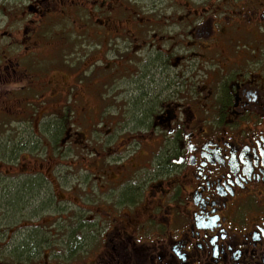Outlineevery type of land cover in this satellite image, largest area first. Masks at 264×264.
<instances>
[{"label": "flooded vegetation", "instance_id": "flooded-vegetation-1", "mask_svg": "<svg viewBox=\"0 0 264 264\" xmlns=\"http://www.w3.org/2000/svg\"><path fill=\"white\" fill-rule=\"evenodd\" d=\"M20 1L30 3L23 13L36 11L45 15L57 10V0H38L40 10L35 0ZM49 2L51 7H47ZM151 2L155 4L150 7L164 14L166 29L173 31L178 27L175 36L182 41H173L171 36L170 47L155 48L153 36L144 27L147 39L140 38V43L135 44L138 50H132L133 57L126 55L120 70L118 61L105 66V70L116 74L102 75L97 80L93 76L89 81L90 94L86 89H82L83 95L71 94L73 86L66 88L67 100L82 96V106H86L84 109L81 106L83 120L93 127L100 123L107 129L88 128L75 133L73 123L77 120L70 127L66 119L67 116L71 119L67 115L70 111L47 112L45 117H54V123L63 125L62 132L55 137V145L66 150L76 145L86 149L90 141V150L96 157L92 162L85 158L82 161L85 167L70 161L75 171L65 169L62 175L61 172L54 175L51 180L54 190L49 200L43 197L46 204L40 206L39 212L35 209L11 212L10 201L4 200L7 207L3 206L6 213L2 215L3 221L9 226L12 220L14 226H72V239L81 241L56 253L64 251L84 260L83 254L91 250L94 240L100 239V247L91 251L90 256L96 259L93 264L101 261L106 264H264V0ZM176 12H180L177 19ZM7 23L17 29L7 36L25 37L30 29L24 20L16 23L13 18V22ZM58 24L59 20H55L48 27L30 29L29 33L46 36ZM22 37L16 42L3 38L5 42L0 48L3 52L0 60L8 59L3 64L6 74H0V80L10 79L5 89L14 77L26 79L20 88L6 90L18 93L19 101L35 93L42 94V86L38 85L43 79V87L53 89L49 82L57 77L50 70L53 58H37L32 50L22 49L27 51L21 54L24 63L10 62L13 53L21 50V45L32 35ZM182 50L185 59L192 61L190 78L189 66H180L176 75L169 69L171 56ZM55 53L62 56L61 49H55ZM128 63L134 69L129 79L126 70H121ZM48 72L51 76L46 79ZM153 73L166 76L171 92H174L172 78L183 76L178 84L180 90L175 92L181 97L175 100L173 92L169 95L158 91L144 110L137 111L128 102V106L116 113L110 112L107 92L111 82L113 87L118 80L138 84L137 92L131 90L137 102L136 95L144 93L145 81L154 79L150 78ZM37 76L40 81H35ZM72 76L65 70L61 78L72 81ZM210 78L214 81L208 83ZM93 100L96 104L89 106ZM14 115L10 100L0 98V117ZM43 123L38 124L40 128ZM76 135L80 136L77 140ZM26 157L29 158L27 153L16 163L3 164L0 160V168L11 179L7 182H12L11 185L1 182V193L6 190L13 193L9 186L34 178H44L50 183L46 174H35L39 172L33 166L18 168ZM57 163L59 168L64 166L63 162ZM64 189L69 191L68 195L62 194ZM68 202L73 204L72 208ZM55 210L67 215H56ZM45 211L53 215L51 222L46 220V215L40 217ZM37 218L41 221L33 223Z\"/></svg>", "mask_w": 264, "mask_h": 264}, {"label": "rangeland", "instance_id": "rangeland-1", "mask_svg": "<svg viewBox=\"0 0 264 264\" xmlns=\"http://www.w3.org/2000/svg\"><path fill=\"white\" fill-rule=\"evenodd\" d=\"M37 1L38 0H35L37 4V9L40 10L42 8L37 3ZM151 1L152 0H57L55 1L57 3L55 7V9L57 8L56 12H48L47 14L43 15L41 14V12L36 11H28L23 13L22 10H26L30 3L22 4L20 0H0V48L4 45L5 42L4 40H2L3 38L9 41L16 42L22 37V34H13L10 36L6 35L12 33L14 30H17L16 28H12L11 25L7 23L9 21L13 22V18L16 23L18 21H20V23H23L24 20L25 23H28V27L33 31L38 29L41 30L43 27L47 26L50 21L51 23L49 25L53 24L55 20H59V24L51 30V34L46 36H43L41 34H32L33 32L29 33V29L26 33V36L31 34L32 37H30V40H26L25 43L21 45V50L15 52V54L13 53L12 55L13 57L10 62H13L14 64H17L19 62L24 63L21 60V54H26L27 51L22 49L32 50V55L37 56V58H53V60L50 61L53 66L50 70L53 75L56 73L57 77L53 79V82H49L50 85H53L54 90L50 86L43 87V85H45V80L43 79V81H41L42 84L38 85L42 86V94L35 93L29 99H25L24 101H19L16 98L18 93L14 91H12V93L11 91L6 92V90H15L25 85V78L18 80L17 77L13 76L14 79H11L13 81L10 83V87L8 86L7 89H5L4 86L7 84L6 81L10 79L0 80V98L6 97L7 100H10V109L13 114H15L14 117H12L14 119L5 116L3 118L0 117V142H6L8 140H11L12 138L19 139V137L22 136L21 134L23 132L27 134L30 133V138H32V136H34L32 132V125L35 124V126H38V119L40 118L41 114L47 112L59 113L60 110L63 114H65V109L67 111H70V114L67 115H70L69 117H71V119H69L68 116L66 118L69 121L68 126L72 127V122H75V119L77 120L75 123H73L75 133L84 132L88 128L92 130L97 129L99 131H106L107 128H104L103 125H101L100 123H97L93 127L92 125L88 124L89 121L85 119L83 120L80 113L82 103L79 102L77 105V100H79L82 96H79L77 100H75L74 97H72L70 100H67L66 98H64L66 96L65 90L69 85H72L73 88L71 94L83 95V93H81L82 89H86L90 94L92 86L89 84V81L92 80L93 76L95 77V80H97L102 75L111 76L116 74V71H112L110 69L105 70V66L108 63H117L116 61H118L119 63L126 61L125 56L130 54L132 50L136 49L135 44L140 43V38L147 39L144 35L147 29L144 27H147L151 35L153 36L152 42L155 48H157V46H159L158 48L170 47V45H172V39H170L171 36L174 37L173 41H182L180 38L175 36L179 32L178 27L175 26L173 31L165 28V22L163 21L164 14L160 13V11L156 12L154 8L150 7L155 4ZM122 4L123 6H121ZM44 7L46 8V6ZM47 7H51V4ZM123 7H126L127 9L124 11H120ZM178 15H180V12H176L174 18L178 17ZM29 22L32 23L30 24ZM13 25L15 24L13 23ZM141 28H143L142 31H140ZM122 33V37H119ZM127 34H129V36H127ZM25 37H22V39H24ZM36 40L38 41V44H33L32 42H35ZM55 49L62 50L61 57H58V55L55 53ZM183 52V50L181 52H175L173 56H171V67L169 69L173 70L176 75L177 73H180V66H189L190 68L187 76L190 78L192 73V61H189L187 58L185 59V54H183ZM0 53L3 55L2 51H0ZM142 55L143 57H145L144 54ZM129 56L133 57L132 54H130ZM7 60H4L3 62L2 60H0L1 75L6 74V71L3 70V64L6 65ZM100 60L104 61L103 64H100ZM91 62H94V64L92 65ZM91 66L94 67L93 70L91 69ZM117 66V64L113 65L114 68H117ZM122 69L123 71L126 70L127 72V69H125L124 67ZM21 70L22 66L20 67L19 72ZM65 70L72 73V77L74 78L72 81L64 80L63 78H61L62 73ZM51 72L45 74L46 79L51 76ZM150 78L154 79H150L149 81L143 80L147 82V87L144 93L142 95H136L135 97L136 101L138 102V105H140V110H144L145 108H147L149 104L148 102L150 101L151 97H153L158 91L167 92L169 95H171V93L173 92H171V89L169 88L170 82L167 81L165 75L160 76L159 73H153ZM183 78V76H177L172 78L171 84L174 90L172 98H174L175 100H178L181 97L180 94H177L175 92H179L180 86L178 84ZM212 78L209 79L208 83L214 81V79ZM38 80L40 81L39 76L35 78V81ZM17 82H20L21 85L16 86L15 84ZM130 89L133 92H137L139 86L134 81L127 82L126 84H117V86L115 87L112 86V82L110 83L109 91L107 92V98L111 108L110 112L116 113L117 111L122 109L123 103L127 104L128 98H133V96L131 95L132 91ZM182 89L183 92L186 91L185 87H182ZM20 90L23 91V89ZM10 94L12 95V98L7 97ZM144 94L147 95L145 96L147 99L143 98ZM64 99L67 101H65ZM114 101H119V103H116ZM96 102L97 101L93 100L89 102L88 105L94 106ZM38 105L39 108L31 109L32 107ZM105 105L107 106L108 104ZM85 107L86 106H82L83 109ZM77 108H79V112L77 111ZM21 116L23 118H21ZM47 120L55 122L56 118L48 117V119L44 120V123L45 121L47 122ZM4 121L7 122L6 125H3ZM79 138L80 136H75V140ZM54 141L51 144H54ZM46 144L49 145L50 143L46 141L44 145ZM89 144L90 147L86 149H82L80 145L71 147L68 146V155L62 156V161L65 163V165L61 166L60 168H55L54 171L56 172V175L59 174V172H61L62 175L63 173H65V169L75 171V169L69 164L70 161H74L75 164L80 163L82 164V167L87 166L85 165L86 163H82L85 158L86 160H90L89 162H92L95 159L96 154L92 153L90 150L92 148L90 141ZM97 148L99 149L100 147L97 146ZM36 149L39 150H34L33 153L34 156L38 155L39 159L34 160V158H37L34 157L30 158V160L26 157V161H22L18 168L21 169L24 166L25 168L33 166V170L42 172L40 173L41 176L43 175V172H46L49 176L52 177L53 165L57 164L59 156H56L52 152H50L51 149L49 148V146ZM42 150L44 152L47 151L48 155L51 157H47L48 155L43 156V154H41L43 153ZM60 151L61 149L58 151V153ZM63 151H65V149H63ZM107 159H105V164ZM80 171L82 170L80 169ZM63 186L65 188V184H63ZM82 191L85 192L84 189H82ZM68 193L69 191L67 190L62 192L63 195H68ZM67 204L69 206L73 205L69 202ZM72 207L73 206H71V208ZM25 209L27 210V208H19L20 213L23 212V210L25 211ZM55 213L56 215L58 213L65 216L67 215L66 213H62L57 210H55ZM3 214H6L5 208L0 209V262L1 264H14L7 252L9 245L7 238H9V236L6 237V233L3 232L7 229L5 226L9 225L3 221ZM43 215H46V220H49L50 222L53 220V215H50L49 211L40 213V217ZM34 220L35 221L33 223L41 221L39 218ZM10 222H12L11 226H14V220ZM14 227L17 230L16 234H10V237H12L11 242H13L17 238H20L21 243L22 241L23 243H25V241L27 240L28 245H33L34 242H36L35 236H39L40 233L48 234L52 231L56 234V236H59L61 233L62 226ZM55 234L49 235L50 240H45L46 242L43 243L44 245H41L39 251H34V261L31 260L28 262V264H63L61 263V261L44 260L48 258L46 257L47 255L44 254L45 251L49 249L52 251V249H54L55 240L58 239ZM41 235V237L37 238L38 241H42L40 239H43L44 234ZM14 242L16 243V241ZM16 244L18 245V243ZM96 247H100V239L94 240L93 244L90 247L91 250L83 254V258H86V260L91 264H93V262L96 260L95 258H92L90 256L92 254L91 251ZM75 262L76 261L71 262L69 264H73ZM98 264L106 263H103L101 261Z\"/></svg>", "mask_w": 264, "mask_h": 264}, {"label": "trees", "instance_id": "trees-1", "mask_svg": "<svg viewBox=\"0 0 264 264\" xmlns=\"http://www.w3.org/2000/svg\"><path fill=\"white\" fill-rule=\"evenodd\" d=\"M122 63L123 62H120L118 70H120V66H122ZM128 64L126 65L127 66L126 69H128L126 72L127 73L126 74L127 79L132 78V75L134 74L133 67L131 68V66H129ZM121 70L123 71L122 68H121ZM135 73H136V71H135ZM116 83L123 84V81L118 80ZM124 83L126 84L127 81ZM123 93H124V91H123ZM143 96H147V95L144 94ZM132 99L133 98H130V99L128 98L127 101H129L131 103L133 109L139 111L140 105H138V102H134V99L133 100ZM100 104H103V103H100ZM124 104H126V103H124ZM35 108H38V106L32 107L31 109H35ZM45 115H48V114H46V113L41 114L40 118L38 119V124L42 123L44 121V119H48V117H45ZM143 120L145 121L147 119H143ZM6 124H7V122L3 123V125H6ZM36 127H39V129L36 130L35 124L32 125V130H36V132L32 131L34 136L36 134L37 135L40 134L43 136L46 135L47 138L50 137L52 143L54 141V138L59 136V134L62 132V129H63V125L61 123H54V122L49 121V120H47V123H44L41 128H40V125H38ZM34 136H32V138H30V134H27V135H25V137L22 140H21V137H19V139L8 140L6 142H0V160H2L3 164L12 163V162L16 163L17 160H19L22 155H25L26 153L28 155V154L32 153L33 147H34L33 146ZM40 139L41 138L39 137L36 144H39ZM54 143H55V141H54ZM51 145H52L53 149L54 148L57 149L55 144H51ZM5 171H6L5 169L0 168V183L5 181L3 183H5L7 185H11L12 182L11 183L7 182V180L11 181V179L8 176V172L7 171L5 172ZM40 173H42V172H40ZM39 175L41 176V174H39ZM44 181L46 182V180L44 178L43 179L42 178H37V179L34 178V179H31L30 181L25 182L24 184H21V185L9 186L12 188V190H14V192L11 193L12 192L11 190H6L4 192V194L0 192V209L4 208L3 207V206H5L4 200L8 199L10 201L9 209L12 210L11 212L18 213L19 208L20 209L27 208V210L25 209V211L35 209L39 212L38 209L40 208V206L46 204V202L43 200V197L47 198L46 200H49L48 196L52 192L50 190V188L48 187V184L46 186ZM6 207L7 206H5V208ZM26 213H28V212H25V214ZM31 214H32V211H30L29 215H31ZM26 221H29V220H26ZM5 227L7 228L8 233H12L13 235L16 234L17 229L14 226H5ZM24 227H26V226H24ZM71 230H72V226H62L61 227V233L58 236V239L55 240L54 249H52V251L50 249L45 251L44 254L47 255L46 257H48V258L47 259L43 258L44 260L61 261V263H63V264H69V263L74 262V261H76V262L73 264H91L87 260H84L82 258H77L75 256L67 255L64 251H59V254L56 253V250L66 249V247H68V248L72 247L73 245H75L81 241L79 238L72 239V237H71L72 234L70 235ZM41 234H44L43 239H40L42 241H38L37 238L41 237L42 236ZM53 234H55V233L51 231L48 234L47 233H40L39 236L34 235L36 237V242H34L33 245H28L27 240L25 241V243H23V241L21 243L20 238H17L14 240V241H16V243H18V245H17L14 241L11 242L10 238H7L8 243H9L8 249H7L8 255L14 264H28L29 261H31V260L34 261V258H35L34 257V255H35L34 251L35 252L39 251L41 248V245H44L43 243L46 242L45 240H50L49 235H53ZM0 264H1V262H0Z\"/></svg>", "mask_w": 264, "mask_h": 264}]
</instances>
